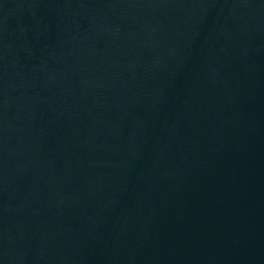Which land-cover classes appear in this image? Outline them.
I'll list each match as a JSON object with an SVG mask.
<instances>
[{
	"label": "water",
	"instance_id": "obj_1",
	"mask_svg": "<svg viewBox=\"0 0 264 264\" xmlns=\"http://www.w3.org/2000/svg\"><path fill=\"white\" fill-rule=\"evenodd\" d=\"M0 264H264V0H0Z\"/></svg>",
	"mask_w": 264,
	"mask_h": 264
}]
</instances>
